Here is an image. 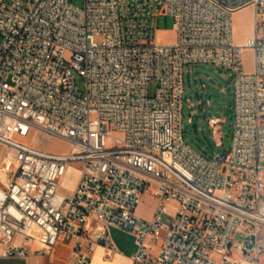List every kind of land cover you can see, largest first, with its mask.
I'll return each instance as SVG.
<instances>
[{
	"label": "built area",
	"instance_id": "1",
	"mask_svg": "<svg viewBox=\"0 0 264 264\" xmlns=\"http://www.w3.org/2000/svg\"><path fill=\"white\" fill-rule=\"evenodd\" d=\"M74 1L0 0L4 255L26 256L33 243L50 255L63 242L72 246L70 264H93L99 247L112 258L110 230L118 228L136 238L132 264H260L264 0ZM247 7L255 8V32L241 46L233 16ZM165 16L174 19L173 44L156 39ZM244 48L254 51V72L245 69ZM201 64L234 74L225 154L200 153L185 136V68ZM41 132L73 150L21 142ZM73 164L81 177L65 196L61 181ZM146 194L155 201L149 220L137 215Z\"/></svg>",
	"mask_w": 264,
	"mask_h": 264
},
{
	"label": "rangeland",
	"instance_id": "2",
	"mask_svg": "<svg viewBox=\"0 0 264 264\" xmlns=\"http://www.w3.org/2000/svg\"><path fill=\"white\" fill-rule=\"evenodd\" d=\"M74 4L79 7L84 6L83 0H75ZM252 17V10H246L241 14L235 15L233 23L235 32L238 35H244L249 29ZM156 39L161 44H173L177 40V33L174 29V19L170 16L160 17L157 20ZM243 64L247 72H254L255 54L252 49L244 48L242 50ZM233 73L214 64H201L185 68V98L183 103V125L185 136L191 147L200 153L213 155L215 152L225 154L232 145L234 135L233 126V84L227 86L226 82L233 77ZM78 86L81 90L84 88L85 81L77 73H74ZM155 90L151 86V92ZM208 91L210 99L203 97ZM209 118H220L217 126H211ZM196 136L192 137V132ZM119 138L122 134L116 133ZM21 142L32 144L37 148L51 153L68 154L73 150L70 142L48 133H38L36 137L30 136L21 139ZM8 153V152H7ZM7 156V154H6ZM6 158V157H5ZM81 177L80 165L73 164L68 169L65 177L61 181L60 192L65 196H70L72 187L79 182ZM154 199L151 196L143 198L140 215L143 218H149L152 212ZM155 208V207H154ZM154 212V211H153ZM166 217L165 221L169 222ZM112 238L116 245L118 244L125 254H130L138 250L135 243L136 238L127 231L114 228L111 231ZM97 264V263H95ZM102 264H105L104 262ZM128 262L126 261V263Z\"/></svg>",
	"mask_w": 264,
	"mask_h": 264
},
{
	"label": "crops",
	"instance_id": "3",
	"mask_svg": "<svg viewBox=\"0 0 264 264\" xmlns=\"http://www.w3.org/2000/svg\"><path fill=\"white\" fill-rule=\"evenodd\" d=\"M246 10H252V14L254 15V17H252L249 29L247 30V32L244 35H238L235 32V27H234V36H235V41L238 45H245V42L248 38L252 37L254 32H255V8L254 7H247L244 8L238 12H236L234 14L238 15L241 14L242 12L246 11ZM233 16V18H234ZM234 26V23H233ZM8 152V148L3 145L0 144V167L2 166L6 154ZM77 182L74 184V186L72 187V190H74L77 186ZM145 196H151L150 194H146ZM152 197V196H151ZM151 203L153 204V208H152V212L149 218H143L142 215H140V209L142 207V204L140 205V207L137 210V215L142 218V219H146L149 220L152 218L153 216V211H154V207L155 204L153 203V201L151 200ZM170 206L174 209L176 207V203L173 202L170 204ZM118 229V228H116ZM114 228H111L110 230V235H111V231H113ZM121 230V229H120ZM130 235H132L134 238V234L132 232L127 231ZM111 239L115 245V252L114 255L112 256L111 259L105 260L103 258L104 254L106 253V249L104 247H99V249L97 250V252L94 255L93 258V263L97 257V255H101L103 261L105 262V264H124L126 263V261L128 262V264H132L131 261V257L133 256V253H128L125 254L120 246L114 242L112 235H111ZM23 241V237L21 236H17L15 238V242L18 244H22ZM136 243V241H135ZM26 250L28 251V255L26 256H15V257H6L4 255V247L1 243V234H0V264H70L71 263V255H72V246L65 244L63 242H60L51 252L50 255L48 254H40L37 252V250L40 248V245L33 243L30 246L25 247ZM260 264H264V254L262 256L261 259V263Z\"/></svg>",
	"mask_w": 264,
	"mask_h": 264
},
{
	"label": "water",
	"instance_id": "4",
	"mask_svg": "<svg viewBox=\"0 0 264 264\" xmlns=\"http://www.w3.org/2000/svg\"><path fill=\"white\" fill-rule=\"evenodd\" d=\"M226 84H227V86L230 85V84H232V79H229V80L226 82ZM210 96H211V95L209 94V92L206 91V92H205V95H204L203 98H204L205 100H208V99H210ZM195 136H196V132L193 131V132H192V137H195Z\"/></svg>",
	"mask_w": 264,
	"mask_h": 264
},
{
	"label": "bare ground",
	"instance_id": "5",
	"mask_svg": "<svg viewBox=\"0 0 264 264\" xmlns=\"http://www.w3.org/2000/svg\"><path fill=\"white\" fill-rule=\"evenodd\" d=\"M104 261H103V259H102V256L99 254V255H97V257H96V259H95V261H94V263L93 264H95V263H97V264H102ZM105 263V262H104Z\"/></svg>",
	"mask_w": 264,
	"mask_h": 264
}]
</instances>
